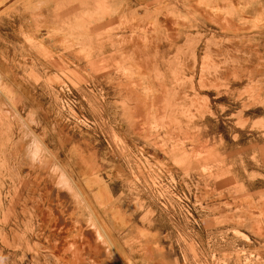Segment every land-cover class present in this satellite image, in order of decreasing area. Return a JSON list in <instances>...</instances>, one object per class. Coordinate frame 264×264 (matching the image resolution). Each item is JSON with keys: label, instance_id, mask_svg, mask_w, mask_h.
Masks as SVG:
<instances>
[{"label": "rangeland", "instance_id": "1", "mask_svg": "<svg viewBox=\"0 0 264 264\" xmlns=\"http://www.w3.org/2000/svg\"><path fill=\"white\" fill-rule=\"evenodd\" d=\"M0 264H264V0H0Z\"/></svg>", "mask_w": 264, "mask_h": 264}, {"label": "bare ground", "instance_id": "2", "mask_svg": "<svg viewBox=\"0 0 264 264\" xmlns=\"http://www.w3.org/2000/svg\"><path fill=\"white\" fill-rule=\"evenodd\" d=\"M33 153H34V152H33ZM35 153H36V152H35ZM57 169H58V168H57ZM63 173H64V172H63ZM65 174H66V173H65ZM62 175H63V174H62ZM62 177H64V175H63ZM65 178H66V177H65ZM64 180H65V179H64ZM62 183H63V181H62ZM72 183H73V182H72ZM64 184H66V185H67V184L71 185L70 182L67 181V179L65 180V182H64L62 185L64 186ZM66 185L64 186V188H67ZM68 187H69V186H68ZM72 187H73V186H72ZM69 190H70V189H69ZM74 191H76V190H74ZM101 231H102V230H101ZM99 232H100V231H99ZM102 232H103V231H102ZM98 235H100V234H98ZM103 235H105V234H103ZM100 236H102V235H100ZM100 236H99V237H100ZM99 237H98V238H99ZM102 237H103V236H102ZM107 237H108V236H107ZM105 239H106V238H105ZM105 239H104V242H105Z\"/></svg>", "mask_w": 264, "mask_h": 264}]
</instances>
